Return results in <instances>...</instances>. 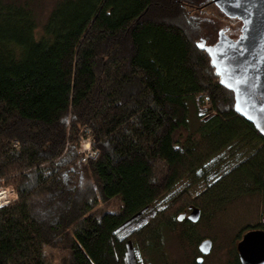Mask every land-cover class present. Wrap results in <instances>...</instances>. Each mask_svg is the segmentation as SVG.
Returning <instances> with one entry per match:
<instances>
[{
    "label": "trees",
    "instance_id": "16d2710c",
    "mask_svg": "<svg viewBox=\"0 0 264 264\" xmlns=\"http://www.w3.org/2000/svg\"><path fill=\"white\" fill-rule=\"evenodd\" d=\"M201 1L57 0L40 24L31 0H0V184L17 194L0 207V264H50L52 249L63 264H124L115 231L145 208L155 217L130 239L141 264H168L163 230L180 214L165 212L182 185L206 179L212 210L264 201V137L184 13ZM84 138L99 152L87 163Z\"/></svg>",
    "mask_w": 264,
    "mask_h": 264
},
{
    "label": "rangeland",
    "instance_id": "374dc122",
    "mask_svg": "<svg viewBox=\"0 0 264 264\" xmlns=\"http://www.w3.org/2000/svg\"><path fill=\"white\" fill-rule=\"evenodd\" d=\"M56 1L31 0L33 10L40 24L46 21ZM205 1L207 6L200 9L199 12H194L189 7L184 12L190 17V20L192 19L191 15H195L196 18L191 21L202 25L201 33L197 31L195 37L197 42L205 39L208 45L214 44L218 39L221 29H227L228 35L236 38L240 33L241 23L226 17L209 0ZM194 2L198 6L203 4L201 0H194ZM198 122V113L196 109L192 108V125L196 126ZM88 142L90 140L85 138L81 141L79 146L81 158L88 152ZM92 147V144H90L91 149H93ZM205 180L202 178L200 182L189 184L187 188H184L185 184L182 185L179 188L182 190L173 195L172 198L175 199L170 208L165 212V215L169 218L171 215H181L185 213L184 209L189 210L191 207L197 205V207L202 209V215H204L201 222L192 228V232L197 236L192 242L180 237L183 230L189 229L185 224L178 223V226L174 230L167 228L163 230V253L168 264H193L196 256L201 254L197 253L196 249L204 238H211L214 244L211 252L205 256L202 264H234V253L244 232L264 221V201L256 195L240 198L221 209L213 208L212 210V208L205 205V200L203 199L205 193L201 192L204 191L207 184ZM187 189L190 192H186ZM119 206V201L115 200L109 204L100 203L99 209L115 210ZM181 207L182 210L180 211L179 208ZM48 253L51 255L50 264H63L62 257L64 253L59 249L48 250Z\"/></svg>",
    "mask_w": 264,
    "mask_h": 264
},
{
    "label": "water",
    "instance_id": "95a60500",
    "mask_svg": "<svg viewBox=\"0 0 264 264\" xmlns=\"http://www.w3.org/2000/svg\"><path fill=\"white\" fill-rule=\"evenodd\" d=\"M211 2L228 18L242 22L240 33L233 38L225 29H221L214 44L207 45L201 41L197 45L208 53L221 85L233 92L235 111L251 122L264 137V0ZM145 210L128 219L115 233L125 229ZM201 214V209L193 206L189 218L197 222ZM184 215L186 213L181 214L179 220ZM132 233L133 230H130L127 236ZM212 247L210 238L199 244L202 255H208ZM237 250L241 264H264V230L257 228L245 232L238 242ZM126 258H135V246L131 240L126 244ZM202 261L200 257L198 263Z\"/></svg>",
    "mask_w": 264,
    "mask_h": 264
},
{
    "label": "flooded vegetation",
    "instance_id": "af4514ba",
    "mask_svg": "<svg viewBox=\"0 0 264 264\" xmlns=\"http://www.w3.org/2000/svg\"><path fill=\"white\" fill-rule=\"evenodd\" d=\"M210 2H211V0H209ZM211 4H212V2H211ZM227 17V16H226ZM229 19H231V20H237L238 22H240L241 23V26H242V22L241 21H239L238 19H232V18H229ZM226 30V32H227V29H225ZM230 36V35H229ZM201 41H205V43L207 44V41L205 40V39H202V40H200L199 42H201ZM198 42V43H199ZM208 45V44H207ZM192 208V207H191ZM201 209V208H200ZM190 211H191V209H186L184 212L186 213V215H184V217H183V219L182 220H179V216L177 217V219H178V222L179 223H182V224H185V225H187V226H197L200 222H201V220H202V218H203V216L204 215H202L201 214V217H200V219L197 221V222H193L190 218H189V213H190ZM201 211H202V209H201ZM203 212V211H202ZM155 217V215L154 214H150V213H142L141 214V216H139V217H137L136 218V220L134 221V222H132L131 224H129L127 227H125V229H123V230H121L119 233V236H120V241H122V242H124L125 243V245L127 244V242L128 241H130L131 239H130V236L136 231V230H138V229H140V228H142V227H144L145 225H147L150 221H152V219ZM130 230H133V233L132 234H130L129 236H127V234H128V232L130 231ZM125 236H127L126 238H124ZM204 239H206V238H204ZM204 239H202V240H204ZM211 239V238H210ZM212 240V239H211ZM213 241V240H212ZM201 243V242H200ZM199 243V244H200ZM199 244H198V248L196 249V252L197 253H201L200 252V249H199ZM214 244V243H213ZM135 246V245H134ZM205 256L206 255H202V254H200L199 256H196V258H195V260L193 261V264L194 263H197V264H200V263H198V259L200 258V257H202L203 258V261H204V258H205ZM202 261V262H203ZM124 264H141V260L139 259V255L137 254V250H136V246H135V258L134 259H129V258H125V263ZM202 264V263H201Z\"/></svg>",
    "mask_w": 264,
    "mask_h": 264
},
{
    "label": "built area",
    "instance_id": "2783aa9c",
    "mask_svg": "<svg viewBox=\"0 0 264 264\" xmlns=\"http://www.w3.org/2000/svg\"><path fill=\"white\" fill-rule=\"evenodd\" d=\"M90 144H92L91 141L88 142L87 144V150H88L87 154L82 156V161L84 163H87L90 160H95L99 156V152L93 147H92L93 149H91ZM0 183H1V179H0ZM16 198H17V194L13 188L0 184V207H5L11 204Z\"/></svg>",
    "mask_w": 264,
    "mask_h": 264
}]
</instances>
